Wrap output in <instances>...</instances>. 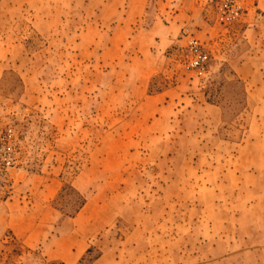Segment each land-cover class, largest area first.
Returning <instances> with one entry per match:
<instances>
[{
    "label": "rangeland",
    "instance_id": "rangeland-1",
    "mask_svg": "<svg viewBox=\"0 0 264 264\" xmlns=\"http://www.w3.org/2000/svg\"><path fill=\"white\" fill-rule=\"evenodd\" d=\"M0 131V264H264V0H0Z\"/></svg>",
    "mask_w": 264,
    "mask_h": 264
},
{
    "label": "built area",
    "instance_id": "built-area-1",
    "mask_svg": "<svg viewBox=\"0 0 264 264\" xmlns=\"http://www.w3.org/2000/svg\"><path fill=\"white\" fill-rule=\"evenodd\" d=\"M192 53L190 66L200 70L206 65V57L200 50L199 46L193 42L190 46ZM9 131H0V174L5 173L12 168L11 149L7 143Z\"/></svg>",
    "mask_w": 264,
    "mask_h": 264
},
{
    "label": "trees",
    "instance_id": "trees-1",
    "mask_svg": "<svg viewBox=\"0 0 264 264\" xmlns=\"http://www.w3.org/2000/svg\"><path fill=\"white\" fill-rule=\"evenodd\" d=\"M71 199H72V204L71 206L73 208L70 209V213H63L65 217L67 218H72L76 213L82 208L84 204L83 198L75 192L71 187H68ZM63 211V210H62ZM64 212V211H63Z\"/></svg>",
    "mask_w": 264,
    "mask_h": 264
}]
</instances>
